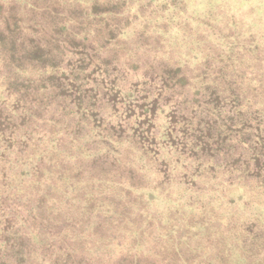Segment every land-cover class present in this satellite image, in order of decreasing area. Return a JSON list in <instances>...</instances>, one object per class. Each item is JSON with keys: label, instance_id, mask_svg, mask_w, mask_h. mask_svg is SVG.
Listing matches in <instances>:
<instances>
[{"label": "trees", "instance_id": "trees-1", "mask_svg": "<svg viewBox=\"0 0 264 264\" xmlns=\"http://www.w3.org/2000/svg\"><path fill=\"white\" fill-rule=\"evenodd\" d=\"M43 10L41 17L35 13L39 10L32 12L38 18L62 20L60 11L51 15ZM88 17L94 15L88 13ZM91 22L86 20L73 37H67L74 60L56 54L60 50L56 26H50L56 35L44 38L45 44L35 39L32 45L12 40L10 48L11 41L1 37L8 45L1 43L0 48V264H94L100 255L118 258L119 250L110 247L105 251L106 243L122 246L123 252L135 250L136 257L145 261L162 256L173 258L170 264H264V216L256 215L264 208L263 73L248 67L249 58H234L238 53L234 51L229 54L236 65L241 64L239 76L216 68L221 55L200 38L192 46L186 43L183 59L172 63V53L167 50L164 57L169 61L156 57L151 64L134 63L124 74L127 63L121 64L119 58L117 63L103 53L100 57L106 42L109 45L114 37H80ZM191 25L183 24L180 32H191ZM239 45L241 50L252 46L244 41ZM25 50L28 56L19 63L16 53ZM29 57L38 65L27 66ZM192 59L195 69L182 72L181 63ZM203 61L211 62L204 67ZM114 63L116 76L111 78L109 68ZM139 69L145 70L143 77L152 88L137 83L142 79L133 82L128 76L134 79ZM223 79L226 87L220 88ZM158 118H164L166 126L155 135ZM69 140V148L74 147L85 160L103 158L117 163L123 156L118 147L136 143L144 156L155 155L154 162L164 166L159 170L162 184L156 189L169 192L172 180H177L187 181L193 192L183 203L173 202L165 217L143 209L135 215L131 211L142 203L135 198L125 202L117 189L119 182L109 180L107 170L99 169L95 179L92 173L98 168L92 164L87 175L78 173L76 185L68 183L73 194L86 185L81 198L69 200L76 216L57 220L46 212L59 202L52 195L59 189L56 179L65 166L56 154L60 144ZM161 151L165 153L163 162ZM15 166L30 170L21 172L19 178H33L16 183L11 174ZM90 180L92 185L85 182ZM132 187L125 195L131 196ZM44 190L41 212L37 214L33 206L31 211L37 215H31L27 205ZM239 190L250 194L249 213L238 217L219 212L226 196ZM195 195H206V199L202 203ZM179 207L183 211H175ZM77 224L80 230L75 229ZM152 237L161 245L158 250Z\"/></svg>", "mask_w": 264, "mask_h": 264}, {"label": "rangeland", "instance_id": "rangeland-1", "mask_svg": "<svg viewBox=\"0 0 264 264\" xmlns=\"http://www.w3.org/2000/svg\"><path fill=\"white\" fill-rule=\"evenodd\" d=\"M32 9L39 10V12L35 13L40 14V17L41 13L45 11L43 9L49 10L51 15H54V11L58 10L63 14V16H60L62 20L54 22V18H38L39 16L37 17L34 12H32ZM83 11H86L85 14ZM88 13L93 14L94 17L86 18V14L88 15ZM86 20L92 21L91 27L85 30L84 33H81L80 37L86 36L91 40L100 39L101 37H99L98 34H101V36L105 37L107 40L114 37V40H112L109 45L106 42L105 45H107V47L102 49L100 57H103V53L106 58L111 60L117 59V63L120 60L121 64L127 63L122 70L124 74L125 71L126 73L130 72L134 63L137 65L141 63V61H145L151 64L155 61L156 57L164 61H169V57H164L167 50H170L172 53L173 63L177 59L182 58L181 52L184 53L183 50L186 43L192 46V41L201 38L206 44L208 43L210 46L214 45L216 55H221L216 64V68L220 70L227 69L233 75L239 76L241 64L236 65L235 61L232 60V56L229 54L234 51V53L238 52L235 57L233 56L234 58L242 59L244 56L245 58H249V62L246 63L248 67H251L252 71H254V69H256V71L260 70L264 77V0H0V48L3 49V45L6 44L2 40L3 37L6 42L11 41L9 44L10 48L13 46L12 40L20 41L21 44L25 42L27 45L28 43L32 45L31 40L35 39L39 43H41L42 40L41 44H45L44 38L56 35V33L53 34L51 30L52 26H56L55 28H58L56 31L59 32L58 34L60 35L58 42L60 50L56 51V54L60 58L66 56L65 59L71 57V59L74 60L76 55L71 52L67 37H73L75 31L77 33L79 25L84 24ZM191 23V26L196 29V31L191 29V32L189 31L188 33L180 32L183 24L189 25ZM197 30H199V32H197ZM138 40H142L143 43L137 44L139 42ZM241 41H244L246 45L252 44L251 48L246 47V50L238 49V46H240L239 42ZM204 42L203 44L201 43V46L204 47L203 50L207 48ZM1 43H3V45H1ZM125 43H127L130 50L126 48ZM6 45H8V43ZM169 46H171V48H169ZM229 48L233 50H229ZM25 55L28 56L27 50L23 53H16L19 63L24 62ZM28 60L29 61L26 62L27 66L30 64L32 66L38 65V62L35 63V61H32L31 57H29ZM211 61H208L206 64L203 61V64H205L204 67ZM117 63L112 64L109 68V77L111 78L116 76L112 69L116 67ZM193 63L194 65H192ZM181 64V71L184 73H186V71L192 72L196 67L195 60L193 59L184 60ZM145 74V70L139 69L133 74L134 79L130 74L128 76H130L133 82L142 79L137 81V83L140 82L147 88H152L153 85L149 84V81L143 77ZM243 84L248 86L246 82H243ZM225 85V79L221 80L219 84L220 88L226 87ZM164 122V118H158L156 123L157 130L154 132L155 135L164 131L166 126ZM149 143L150 141L146 142L147 145ZM69 145L71 146L70 140L67 144H60V150L56 154V157L63 158L61 160L64 162L65 171L62 170L59 178L56 179L59 189L58 191L56 189V195H52V198L59 201L58 205L53 208L49 206L50 210L46 212V215H54L57 217V220L63 219L68 215H72L70 217L73 218L76 214V210L73 212L70 211V207L73 208V203L69 200L74 199L76 201L81 198L84 193L82 188L85 184L77 187L73 194L68 187V183L72 181L71 184L76 185L79 182V178L77 177L78 173L87 175L92 164L98 168L92 173L95 179L99 177V173H97L99 169L107 170V172H105L107 178L119 182L117 189L119 193L123 194L122 197H124L125 202L129 203L135 198L139 203H142L141 206L138 208L134 207L131 211L135 215L139 214L143 209L148 213L152 212V216L165 217L168 214L167 209L170 208L173 202H179L181 204L184 202L182 199H187L193 192V190H188L189 186L186 184L187 181L183 182L177 180H172L169 192L165 191L163 193L161 189H156L157 186L160 188L162 184L163 175H159L160 166L162 164L158 166V164L154 162V159L157 158L155 155L144 156V151L139 150L136 143L123 144L125 145L123 148L118 147V150L121 151L123 155L119 158L122 160L121 163H117V161L113 159L106 162L103 158L100 159V161L97 159L85 160L83 157L81 158L80 154L77 156V153L73 150L74 147L71 150ZM153 151H157V149L154 148ZM164 156L165 153L163 151L161 154V162H163ZM174 156L177 158L178 155L173 154L172 157ZM82 165L83 168L79 169ZM163 167L164 166H161V168ZM21 172H30V170H28L26 166H15L14 171H11V174L15 176L16 183H20L21 181L25 183L33 178L32 175L19 178ZM85 182H90L91 185L93 184V180ZM200 185L201 189L206 194L204 185ZM131 186H133L132 188L134 189L133 192H131V196L125 195L126 189H129ZM222 191H224V189H222ZM243 191L244 192L240 190L235 191L233 194L226 196V200L219 205V212L225 211L233 213L238 217L249 213L251 210L250 194H246L245 190ZM25 192L27 191L25 190ZM45 192L46 190L39 193L33 200L34 203L30 202L27 205L31 215L34 213L31 211V207L33 206L37 214L39 211L41 212L40 207L41 203L44 202ZM68 193L71 197H67ZM119 193L118 196H120ZM199 193H201V191H199ZM207 193L210 192L207 191ZM27 194L28 193H26L24 197ZM72 195L74 196L72 197ZM205 196L201 197L202 200H200V202L203 203V198L206 199ZM66 198L68 200L64 202L60 201V199ZM194 198L198 200L201 199L198 198L197 195H195ZM94 210L96 211V209ZM138 210L139 212L137 213ZM175 211H183V209L179 207L176 208ZM36 213L34 214L37 215ZM256 215L264 216V208H260ZM226 216L228 217L227 221H231L230 214ZM94 220L95 219H91L92 222ZM75 226L76 225H74V227ZM75 229L80 230V225L77 224ZM91 229L95 230L94 227ZM154 240L152 237L153 247L155 250H158L161 245ZM126 246H124V249H127ZM110 247L119 250V256H116L118 258L115 259V255L110 257V255L105 254L100 255L95 260L96 263H93L170 264L173 260L171 257L154 256L153 258L157 259L145 261L144 258H139L141 260L139 261L138 257H136L135 250L132 252L128 250L123 252L122 246L106 243L105 251H109ZM80 260L82 259L80 258ZM45 261L46 260H43V263ZM86 263L91 264L89 261Z\"/></svg>", "mask_w": 264, "mask_h": 264}]
</instances>
